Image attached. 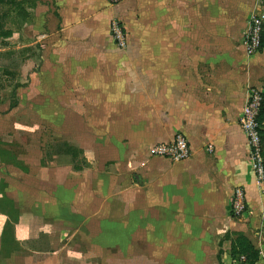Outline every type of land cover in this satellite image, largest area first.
Here are the masks:
<instances>
[{
  "label": "crops",
  "instance_id": "0c3cea01",
  "mask_svg": "<svg viewBox=\"0 0 264 264\" xmlns=\"http://www.w3.org/2000/svg\"><path fill=\"white\" fill-rule=\"evenodd\" d=\"M65 1L70 4L69 11L62 5L58 7L55 28L48 25L46 36L37 32L38 38L30 44H6L0 52L5 55L11 50H21L20 54L31 51L33 64L42 67L38 75L48 73L56 60L58 72L69 75L65 76L64 90L74 88L77 97L91 98L79 112L106 115L103 119L111 123L105 127L108 132L118 129L114 141L143 147L136 162L141 174L133 177L136 184L144 185L145 196L153 189H159L161 199L164 194L167 200L171 199L168 195L177 194L176 203H192L190 207L184 205V209L198 211L197 216H192L193 223L210 227L207 233L190 239L198 242L193 247L197 250L190 255L191 264H200L206 258L209 264H237L231 252L239 238L249 241L256 251L255 264H264V194L254 182L247 139L238 124L249 86L264 95V44L247 57L244 43L234 41L235 36L226 41L210 38L232 32L227 23L237 16L236 7L251 6V10L264 16V0ZM199 2L207 3L206 14L199 10ZM157 13L163 35L158 42L147 36V26L157 23L146 21ZM200 17L211 21L201 24ZM114 18L125 23L131 36L144 34L145 40H130L125 49H117L109 31ZM199 35L210 40L194 38ZM240 54L245 58L238 60ZM217 63L227 68L218 70ZM260 125L264 142V114ZM177 134H182L189 144L188 160L173 163L149 154L153 145L170 142ZM2 142L0 264H19L24 253L52 256L62 248L67 224L65 220H50L45 211L53 204L64 210L68 207L57 204L58 192L50 191L49 186L46 190L36 189L33 205L28 191L31 188L12 177L19 160L3 149ZM55 144L41 160H50L51 169L62 163L59 167L64 181L77 162V154L66 142ZM235 188L245 194L246 211L240 217L230 214L225 205ZM66 190L69 188L63 190V195ZM219 225L225 228L218 229Z\"/></svg>",
  "mask_w": 264,
  "mask_h": 264
},
{
  "label": "rangeland",
  "instance_id": "374dc122",
  "mask_svg": "<svg viewBox=\"0 0 264 264\" xmlns=\"http://www.w3.org/2000/svg\"><path fill=\"white\" fill-rule=\"evenodd\" d=\"M67 4L65 0L60 3L56 0H35L36 7L27 9L30 15L27 21L19 20L17 27L9 23L5 25L13 32L5 43L16 47L30 44L39 35L46 36L47 28H55L58 7L62 5L68 10L70 4ZM110 4L117 3L110 1ZM199 6L205 14L208 12L207 3L199 2ZM227 6L234 8L230 3ZM188 8L186 6L184 12L185 26ZM4 9L0 6V14ZM235 13L234 20L227 23L232 32L210 35L212 41L214 38L226 41L235 36L234 41L245 43L249 19L256 12L253 8L251 10V6H243L240 9L236 7ZM220 19L224 20L221 16ZM112 21L122 27L126 46L130 40H145L144 34L134 33L131 36L120 19H111L110 24ZM146 21L157 23L156 26H147L149 40L160 41L163 35L159 32L158 13ZM199 21L208 24L211 18L200 17ZM194 38L210 40L206 35ZM52 40L56 41L55 38ZM2 41L0 39V49ZM20 51L11 50L5 55L0 52V141H3V149L8 154L17 156L18 169L12 177L31 188L28 191L33 205L37 198L33 193L37 188L46 190L49 186L50 191L55 189L58 192L57 204L68 208H56L53 204L45 211L50 220H65L67 224L62 233L64 241L61 250L52 256L24 253L19 264H191L190 255L197 250L193 247L198 242L190 239L207 233L210 228L193 223L192 216H197L198 211L183 207H190L192 203H176L177 194L168 195L171 197L169 200L164 194L161 199L159 189H153L151 193L148 191V196H145L144 185L136 184L133 177L141 174L136 162L143 147L121 145V141H114L118 129L108 132L105 127L111 123L108 121L107 124L103 119L106 115L79 112L91 98L77 97L74 88L64 90L65 76L69 75L58 72L56 60L48 73L38 75V69L42 67L33 64L32 52L20 54ZM34 53L37 55V52ZM244 53L247 57L253 55L246 48ZM245 56L240 54L237 59ZM226 68L217 63L218 70ZM64 142L74 147L77 162L73 164L70 176L63 181L64 172L59 167L62 163L55 164V169H51L52 162L47 158L41 160V157L50 152L51 145ZM50 179L52 181H48ZM67 188L69 190L63 195V190ZM225 205L229 211L228 198ZM217 228L225 227L219 225ZM212 243L209 244L215 246L216 243ZM208 261L206 258L200 264H209Z\"/></svg>",
  "mask_w": 264,
  "mask_h": 264
},
{
  "label": "built area",
  "instance_id": "2783aa9c",
  "mask_svg": "<svg viewBox=\"0 0 264 264\" xmlns=\"http://www.w3.org/2000/svg\"><path fill=\"white\" fill-rule=\"evenodd\" d=\"M263 30L264 16L255 13L249 19L245 33L246 41L244 45L250 55L260 49ZM109 31L116 48L119 50L125 49V36L120 24L112 21ZM262 95L263 92L261 90L248 89L245 103L238 116V124L247 139L248 158L254 182L260 193L264 194V154L261 140V125L259 122V112L263 100ZM208 151H211V148L208 147ZM149 154L152 157L180 163L189 159L191 151L186 138L182 134H177L170 142H161L153 145L149 150ZM245 211V194L241 188H235L230 199V212L234 217H240ZM237 264H246L245 257L240 256Z\"/></svg>",
  "mask_w": 264,
  "mask_h": 264
},
{
  "label": "trees",
  "instance_id": "16d2710c",
  "mask_svg": "<svg viewBox=\"0 0 264 264\" xmlns=\"http://www.w3.org/2000/svg\"><path fill=\"white\" fill-rule=\"evenodd\" d=\"M35 0H0V6L5 9L0 14V39L3 40L2 43L5 46L6 40L12 37L13 32L10 29H6L5 25L7 23L15 25L17 27L18 21H27L30 15L27 9H32ZM262 44H264V37L262 33ZM262 103L259 112V122H261L262 115L264 114V95H262ZM262 140V136H261ZM263 141V140H262ZM263 144V154H264V142ZM74 153V150H73ZM231 256L233 259L238 261L240 256H244L246 259V264H255L256 251L250 243L244 238H239L236 246L232 248Z\"/></svg>",
  "mask_w": 264,
  "mask_h": 264
}]
</instances>
